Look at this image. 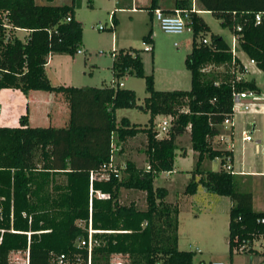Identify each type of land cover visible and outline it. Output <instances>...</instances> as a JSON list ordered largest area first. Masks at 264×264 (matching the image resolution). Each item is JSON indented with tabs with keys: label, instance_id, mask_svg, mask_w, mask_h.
Here are the masks:
<instances>
[{
	"label": "trees",
	"instance_id": "trees-1",
	"mask_svg": "<svg viewBox=\"0 0 264 264\" xmlns=\"http://www.w3.org/2000/svg\"><path fill=\"white\" fill-rule=\"evenodd\" d=\"M154 1L148 8L151 13ZM195 1L238 36L240 51L264 75V0ZM80 2L53 6L0 0V90L70 94L66 129L30 127L27 113L19 117L17 127H0V264H12L10 256L15 253L24 254L25 264H60L59 256L61 264H111L114 256L126 258L128 264H192L194 253L177 246L178 206L166 201L165 188L153 185L159 174L173 171L177 140L186 133L196 161L183 195L192 196L201 186L230 199V256L235 245L264 236V212L253 210L251 192L236 191L237 176L224 169L226 158L232 161V151L212 146L231 113L232 93H259L254 80L235 82L229 42L210 33L201 16L191 12V49L184 60L190 74L188 90H155L153 75L144 73L140 51L133 48L110 52L113 83L55 87L44 68L51 55L74 56L79 50L82 28L75 10ZM175 9L191 7L187 0H179L173 10L163 13ZM112 22L115 28L113 14ZM16 30L28 35L20 39ZM142 42L151 44L152 52L151 31ZM127 76L144 82L141 111L149 118L143 127L127 118L116 121V110L139 107L135 92L120 86ZM157 116L172 117L161 138L154 124ZM138 134L145 136L143 152L150 170L129 160L123 167L113 166L110 145L121 153L122 144ZM215 158L220 159L218 171L202 169L203 161ZM122 189L143 192L144 208L134 201L121 202ZM89 226L88 251L79 242L87 240Z\"/></svg>",
	"mask_w": 264,
	"mask_h": 264
},
{
	"label": "rangeland",
	"instance_id": "rangeland-1",
	"mask_svg": "<svg viewBox=\"0 0 264 264\" xmlns=\"http://www.w3.org/2000/svg\"><path fill=\"white\" fill-rule=\"evenodd\" d=\"M34 2L36 5L55 6L69 5L71 0H34ZM80 3L81 5L76 11L75 19L81 23V43H84V48L81 45L79 48L83 54H75L73 56L74 61H72L70 56L62 55L58 57L57 55L55 62L58 63L59 70L63 73L60 72L59 76L61 75L66 80L74 83V85L81 87H100L104 84H110L113 80L109 70L111 62L109 53L112 50L133 48L140 51L144 73L146 75L153 74L156 90H188L190 88V74L185 68L184 60L186 55L190 53V46L187 47L185 44L190 42L191 33L185 32L181 35L166 34L160 30L157 21L153 19V31L156 33V38L154 37L153 52H151L148 50L151 44L142 42V37L152 27L146 8L136 9L135 13H129L126 10L116 11L115 18L118 22L116 27L113 30H97L95 27L99 24L108 25L117 2L115 0H95L93 6H90L89 0H81ZM202 17L209 27L210 33L217 34L230 43L233 35L228 28L222 27L220 20L215 19L210 13H204ZM112 33L116 37L115 48L111 50ZM18 37L24 39V34L18 33ZM239 51L238 53H241ZM244 58L248 59L246 56ZM54 67L55 65L53 64L51 68ZM250 68V78L253 77L255 79L256 83L261 87V95H264L263 73L255 70L253 66H250ZM119 82L128 84L132 88L136 94V104L139 107L117 110V123L121 118H128L131 123L140 124L143 127L148 121V114L139 110L143 98L146 96L143 80L127 76ZM254 114H257L256 107H252L248 112L249 119L253 118L254 120V132L250 133V127L242 124L235 127L230 140L232 142V160L235 171H255L261 169V165H263L264 115L253 116ZM162 120V116L154 120L156 130ZM223 132L229 131L223 130ZM245 134L250 137L251 141L247 142L243 139ZM163 136L165 134H161V137ZM144 141L145 137L142 134L126 140L122 144V153H118V150L113 152V166L123 167V161L128 157V160L136 167H145L146 169V157L143 152ZM227 144L229 146V143ZM212 146L219 149H226L227 147L226 143H222L216 138H213ZM184 152H187V154L183 157L182 154ZM123 153L126 155L123 156ZM195 161L196 155L190 149L189 136L186 133L177 140L173 172L171 174L161 173L155 178L153 183L155 188L163 187L167 190V202L178 206V249L194 253L192 264L214 262L248 264L249 260L253 258L252 255L232 253L230 256L228 251V231L226 227L228 213L226 214V209L229 198L218 199L219 201L216 205L213 202L197 203L195 200L196 203L191 206L190 199H188L190 196L183 195L184 187L191 176V171L194 169ZM228 164L231 165L232 161ZM219 168V158L205 160L202 163L203 170L218 171ZM263 183L264 178L261 177H246L245 179L236 177L234 179V188L239 192L252 191L255 209H264L259 206L264 203V194L261 190L264 187ZM198 192L199 195L203 194L201 186H198ZM217 196L214 194L211 195V198H218ZM119 199L123 203L134 201L139 208H144L143 192L122 189L120 190ZM256 260V258H253L254 263H256ZM10 261L12 264H25L26 258L24 254L15 253L10 256ZM111 264L128 263L126 258L114 256Z\"/></svg>",
	"mask_w": 264,
	"mask_h": 264
},
{
	"label": "crops",
	"instance_id": "crops-1",
	"mask_svg": "<svg viewBox=\"0 0 264 264\" xmlns=\"http://www.w3.org/2000/svg\"><path fill=\"white\" fill-rule=\"evenodd\" d=\"M89 1H90V6H93L95 0H89ZM115 1L117 2V5H115V7L113 8L114 18H115L116 11L126 10L129 13H135L136 9L141 10V8H146V12L148 13V15L150 17L151 26H152L151 27L152 31L151 30L150 31H151L152 48H153L154 37L156 38V33L153 31V27H154V25H153V19H154L153 13H151V11L148 10V8L152 5L151 0H115ZM176 1H179V0H155L153 8L158 9L162 12L163 11H171L175 8ZM187 1L190 4V7L194 8L196 13L199 16H201L202 19H203L202 14L208 13L206 11L200 10V7L197 5L195 0H187ZM66 5H68V4H66ZM80 5H81V3H80ZM80 5H79V7H80ZM55 6H58V5H55ZM77 9L75 10V14H76ZM116 21H117V19H116ZM204 22H205V20H204ZM80 25H81V23H80ZM18 33H23L24 38L28 35L27 31L16 30L15 35L17 37H18ZM115 37H116L115 34L112 33L111 45H110L111 50L115 48L114 47ZM191 42H192V38L190 39V42H187L185 44V46H187V47L190 46V49H191ZM81 47L84 48V43H81ZM122 49H128V48H122ZM79 50L81 51L80 48H79ZM152 52H153V49H152ZM239 52H241V51H239ZM76 54L82 55L83 53L81 51V53H79V54L76 53ZM57 55H58V57L62 56L59 54L51 55L47 59V64L45 65V68H44L45 75L49 79L51 85L55 86V87L56 86H63V87L82 88L81 86L74 85V83H72L69 80H66L61 75L59 76V73L61 71L59 70L58 63L55 62L57 59ZM64 56H68V55H64ZM244 56L245 55L242 52L238 53L237 59L239 61H241L242 63L248 65V63H247L248 59H245ZM70 57H72V61H74L73 56H70ZM53 64L55 65V67L51 68ZM111 64H112V59L110 62V67H109L110 73H111V69H110ZM248 68H249V74H248L246 79L255 81V79L253 77L250 78L252 67L250 68V66H248ZM253 68L255 70H258L254 66H253ZM111 76H112V73H111ZM153 81H154V88H155V78L154 77H153ZM120 84H121L122 88L132 90V88L128 84H122L121 82H120ZM255 84L259 89V93L257 94V96L255 98L250 100L249 111L251 110L252 107H256V109H257L256 115H258V114L264 115V95H261V87L256 83V81H255ZM155 90H156V88H155ZM173 90H175V89H173ZM176 90H178V89H176ZM168 91H171V90H168ZM139 110H141V107L139 108ZM249 111L242 112V111L238 110L234 114L233 126L231 128L232 136H233V132H234L235 127L242 125V124H245L246 126L250 127V133L254 132L255 124L253 123L254 122L253 118L250 120L248 117ZM26 113L28 115V124L30 127L66 129V128H68L69 123H70V94L67 91H60V92L50 91L49 92V91L34 90V91H29L26 95H24L20 90H17V89H2V90H0V127H9V126L17 127L19 117L23 114H26ZM256 115L254 114L253 116H256ZM115 116H116V112H115ZM158 117H160V116H157L156 118H158ZM148 118H149V116H148ZM129 122L131 123L130 120H129ZM142 135H144V134H142ZM247 142H249V141H247ZM226 146H228V144H226ZM231 151H232V149H231ZM121 153H122V151H121ZM186 154H187V152L185 153V155ZM122 155L125 156L126 154L123 153ZM195 155H196V153H195ZM232 156H233V152H232ZM128 159L129 158L126 157L123 162H125ZM230 166L232 168V171L239 178H243V179H245L246 177L264 178V161H263V165H261V169L255 170V171H243V170L235 171L233 160H232V164ZM172 172H169L166 174H171ZM263 185H264V183H263ZM261 190L264 194V187ZM250 192L252 194V208H253V210L256 212H264V209H255L254 195H253L252 191H250ZM198 195H199V192H198V188H197L196 193L194 195L190 196V198H188V199H190V205L191 206H193L196 203V201H197V203H200V202L201 203H205V202L212 203L213 202V204L216 205L219 201L218 199H225V197H220V196H217L218 198H213V197L211 198V195H214V194L209 193L205 189H203V194H200L199 196ZM258 204H259V202H258ZM259 206H261V208H264V203L260 204ZM230 207H231V202L229 199V200H227L226 214L229 213ZM226 227H227V231H228V216H227ZM227 245H228V239H227ZM245 254H250V255H252V257L254 259L255 258L257 259L256 263L253 262V258L250 259L248 264H264V254L263 255L262 254L257 255V254H252L251 252H248Z\"/></svg>",
	"mask_w": 264,
	"mask_h": 264
},
{
	"label": "built area",
	"instance_id": "built-area-1",
	"mask_svg": "<svg viewBox=\"0 0 264 264\" xmlns=\"http://www.w3.org/2000/svg\"><path fill=\"white\" fill-rule=\"evenodd\" d=\"M191 12H195L194 8H191L190 10H185V9H175L173 11L172 14H164L162 11L155 9L153 10V17L154 20L157 21L158 26L160 28L161 31H163L166 34H174V35H178V34H183L185 32H189L191 33V27L188 25V20L190 17V13ZM69 19L67 18L66 21H68ZM255 21L258 22L259 21V16L256 15L255 16ZM114 28V24L112 22V15L110 16L108 25H102L99 24L98 26L95 27V29L97 30H104V29H113ZM236 30L239 31L240 28L236 27ZM233 37L229 43L230 45V52H231V56H232V64H231V71L230 73L233 74L234 76V80L235 82H240L243 81L247 78L248 74H249V68L248 66H254L255 67V62L252 59L248 58V65L242 63L241 61H239V64H236L235 66H233L234 63V59H237V54H238V50L239 46H238V36L232 34ZM204 44L207 43V39H203L202 41ZM150 50V48L148 49ZM114 51V50H112ZM76 53H81L80 50H78ZM110 56V53H109ZM113 83V81H112ZM121 86V84H120ZM258 93L251 91V90H244V91H234L232 93V109H231V113L230 115L224 120L222 126H223V130L225 131H230L232 126H233V118H234V114L239 110L242 112H247L249 111L250 107H249V102L251 99L255 98L257 96ZM163 120L161 121V123L158 125L157 128V138L161 137V134H166L168 127L170 126V123L172 121V117L171 116H162ZM217 140H219L222 143H229V146L226 147V149L231 150L232 149V142L230 141L232 138V133L230 132H223L219 135H217L215 137ZM243 139L245 141H251L250 137L245 134ZM118 150V148L116 147V145L111 144L110 145V152L113 153L114 151ZM113 159V156H110V161ZM230 162L229 158H226L225 160V166L224 169L226 171H231L232 174H235L232 171V168L230 166V164H228ZM109 168H112V171L116 172V170L111 166V164H109ZM146 171H149L150 168L149 166H146ZM97 196L99 198H103V195L101 194H97ZM91 230H90V226L88 227V237L87 240H81L79 242V245L84 246L87 245L88 247V251L90 250V242H91ZM250 251H255V252H259V254H263L264 253V236H259L258 238H255L252 242H247V243H242L239 245H235L232 248V253H248ZM58 263H62L63 262V256H59L56 258ZM209 264H224L222 262H214V263H209Z\"/></svg>",
	"mask_w": 264,
	"mask_h": 264
}]
</instances>
